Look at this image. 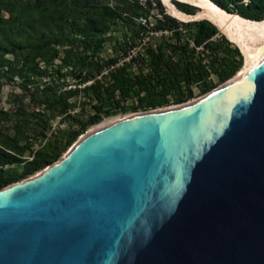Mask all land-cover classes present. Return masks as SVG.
Segmentation results:
<instances>
[{
  "label": "water",
  "instance_id": "95a60500",
  "mask_svg": "<svg viewBox=\"0 0 264 264\" xmlns=\"http://www.w3.org/2000/svg\"><path fill=\"white\" fill-rule=\"evenodd\" d=\"M243 55L205 95L96 124L0 188V264H264V52Z\"/></svg>",
  "mask_w": 264,
  "mask_h": 264
},
{
  "label": "trees",
  "instance_id": "16d2710c",
  "mask_svg": "<svg viewBox=\"0 0 264 264\" xmlns=\"http://www.w3.org/2000/svg\"><path fill=\"white\" fill-rule=\"evenodd\" d=\"M171 1L179 10L190 15L199 10L190 2ZM214 1L244 18L264 20V0ZM154 8L158 12L155 23L150 26L148 16ZM139 17L143 19L140 22ZM120 21L126 28L125 34H129L134 42L149 30L172 32L171 37L163 36L159 42L150 40L145 52L138 53L140 61H149L147 73L142 64L138 67L139 72H129L137 59L133 57L130 62L102 75L111 78L107 84L97 79L83 88L61 90L57 94L51 82L43 88L38 84L34 91H30L29 84L35 82L32 74H46V68L40 67L41 59L47 55H51V59L59 56V46H68L62 57L63 62L70 63L74 72L79 71L78 77L83 83L94 75L88 67L96 66L98 72L102 73L105 67L115 64L118 57L102 60L96 58V54L102 49L106 34ZM56 28H60L63 38L55 33ZM189 31L192 32L187 36ZM198 47L210 55L211 68L203 63ZM8 53L14 55L13 60L5 57ZM0 62L15 63L17 66H13L12 70L24 78L22 86L28 90L34 103L49 108V114L44 110L27 111L24 105L14 111L0 109V123L15 119L13 133L6 132L0 126L2 188L58 160L82 134L107 116L129 109L158 108L170 103V95L176 103L185 102L193 83L204 84L200 93L211 91L238 72L244 64V55L209 19L181 21L166 12L161 0H0ZM32 63V73L27 74V67ZM212 72L218 77V82L207 81ZM57 73L58 77L63 75L59 71ZM4 77L6 75L0 69V93ZM12 78L13 75L6 81L11 82ZM74 92H81L90 100H96L92 105L94 112L88 114L86 119H80L79 114L71 112L73 102L70 95ZM131 92L140 95V105L122 103ZM52 93L57 94L55 99ZM59 116L63 121L69 120L73 130L58 127L49 134V121ZM74 122L76 126H73ZM34 139L45 142L39 148H34ZM17 150L28 151L29 154L21 155ZM21 163V172H12L7 168Z\"/></svg>",
  "mask_w": 264,
  "mask_h": 264
},
{
  "label": "rangeland",
  "instance_id": "374dc122",
  "mask_svg": "<svg viewBox=\"0 0 264 264\" xmlns=\"http://www.w3.org/2000/svg\"><path fill=\"white\" fill-rule=\"evenodd\" d=\"M105 1L114 2V0H105ZM161 1L165 5L166 12L169 13L167 5L164 3L163 0ZM157 12L158 10L154 8L152 12L150 13V15L148 16L150 26H152L155 23V16ZM190 19H195V18H190ZM199 19H202V18H199ZM140 20H143V19L139 17L138 22H140ZM189 20H186V21H189ZM125 29L126 28L123 27L122 25V21H120L119 24L114 26V28L106 34L105 43L102 45V49L99 50V53L96 54V58L98 57L102 60H107L108 58L118 57L120 59H123L124 56L126 57L132 54V55H135L137 59H136V62L133 63V66L129 69V72L131 74L133 73L135 74V72H139L138 67L142 64V66H144V69H145L144 72L147 73L148 72L147 70L149 68V65H148L149 61L148 59L147 60L145 59L144 61L142 60L140 61V57L138 56V53L145 52L147 42H149L150 40L151 42H154V43L159 42L163 38V36L171 37L172 32L169 30H158V31H153V32L149 30L145 34H143L140 37V39H136V42H134L135 40H133V38L129 34L127 35L125 34ZM190 32L192 31H189L187 33L188 34L187 36H190ZM221 32L226 35V33L223 32L222 30ZM55 33L61 38L64 37L61 33L60 28H56ZM229 40L232 42L233 46H238L234 41H232L231 39ZM66 48H68V46H59V56L54 57L53 59H51V55H47L46 58L41 59L40 67L46 68V74L44 75L40 74L39 76L35 75L34 73L32 74L33 75L32 78L35 82L29 84L30 91H34L38 84H40L41 88H43L46 83L52 82L54 83L55 88L57 89V94H59V91L61 90H76L77 87L83 88L85 85L87 84L89 85L90 83L94 82L97 79L102 80L105 84H107L110 81L111 78H109V76H102V73L98 72L96 66H90L88 68L93 71L94 75L93 77L89 78L87 82L83 83L80 77H78L79 71L75 70L74 72V70L72 69V65L70 63L64 64L63 62L62 57L65 54ZM197 50L202 56L203 63L206 64L209 68H211L210 61H209L210 55L207 52H203L202 47H199ZM5 57L10 60L14 59V55L12 53L6 54ZM33 64L34 63L28 65L27 71H26L27 74L32 73L33 66H34ZM13 66H17V65L15 63L11 64V63H5V62L1 63L0 62V69L6 75V77L2 78V80H4V84H3V87L0 93V109L14 111L20 105H24L27 111H32V110H42L43 111L44 110L45 112L49 114V108L47 106L41 107V106H37L34 103L28 90H26L22 86V83L24 82V78L21 77V75L19 74H14L12 70ZM241 68L238 70V72L241 70ZM58 71L61 74H63L61 77H58V73H57ZM12 75H13V78H12L13 81L7 82L6 81L7 78H11ZM207 81L208 82H218V77L216 76L215 73L212 72L211 76L208 78ZM221 84L222 83H220L218 86H220ZM203 85H204L203 83H200V84L193 83L190 87V90H192V96H189L187 101L195 99V98H199L205 95L206 93H200V89L202 88ZM57 94L52 93V96H53L52 98L55 99ZM140 98H141L140 95L134 92H131L130 95L126 96L122 100V103L128 106H132L133 104L140 105V101H141ZM70 99L73 102V106L71 107V112L74 114H79L78 118L86 119L88 114L94 112V108L92 105L94 102H96V100H90L85 95H83L81 92L71 93ZM169 100H171L170 103L164 106H160V107H166V106L177 104L176 102H174V97L171 95L169 96ZM140 111H146V110H142L140 108L136 110L129 109L127 112H119L115 115L107 116L103 119L102 122H104L107 119L113 118V117L130 114L134 112H140ZM49 122L51 124V129L48 131L49 134L51 131L56 130L58 127L62 129H69V130H73L74 128V127L70 128V124L72 123L69 120H66V121L61 120V116L55 117L54 119H51ZM14 123H15V119L5 120V121H1L0 126L6 132L13 133ZM73 126H76L75 122L73 123ZM94 126H91L89 129H91ZM34 140H35L34 148H39L45 142V140L41 141L40 139H34ZM17 152L21 155L29 154L28 151L25 152L23 150H17ZM7 168H9L12 172H21L23 169V163L12 165Z\"/></svg>",
  "mask_w": 264,
  "mask_h": 264
},
{
  "label": "bare ground",
  "instance_id": "6f19581e",
  "mask_svg": "<svg viewBox=\"0 0 264 264\" xmlns=\"http://www.w3.org/2000/svg\"><path fill=\"white\" fill-rule=\"evenodd\" d=\"M163 1L167 5L168 12L179 20L208 18L213 21L232 41L241 47L248 65L264 52V20L254 21L244 18L238 13H228L226 9L224 10L213 0H182L198 6L199 10L193 15L179 10L171 0ZM121 117L123 115L107 119L95 128Z\"/></svg>",
  "mask_w": 264,
  "mask_h": 264
},
{
  "label": "built area",
  "instance_id": "2783aa9c",
  "mask_svg": "<svg viewBox=\"0 0 264 264\" xmlns=\"http://www.w3.org/2000/svg\"><path fill=\"white\" fill-rule=\"evenodd\" d=\"M249 0H245V2H248ZM199 48V47H198ZM133 57H135V55H128V56H124V58L123 59H120V58H118L117 59V62L115 63V64H112V65H110L109 67L107 66V67H105L104 69H103V71H102V75L103 74H107L111 69H114V68H116V67H119V66H123L124 64H126V63H128V62H130L131 61V59L133 58Z\"/></svg>",
  "mask_w": 264,
  "mask_h": 264
}]
</instances>
